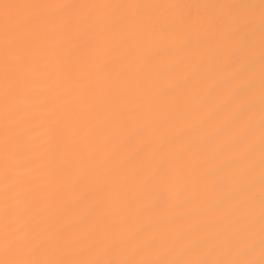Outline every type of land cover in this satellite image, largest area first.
Masks as SVG:
<instances>
[{
  "label": "snow or ice",
  "instance_id": "snow-or-ice-1",
  "mask_svg": "<svg viewBox=\"0 0 264 264\" xmlns=\"http://www.w3.org/2000/svg\"><path fill=\"white\" fill-rule=\"evenodd\" d=\"M0 264H264V0H0Z\"/></svg>",
  "mask_w": 264,
  "mask_h": 264
}]
</instances>
